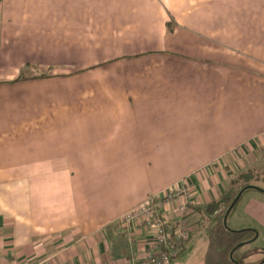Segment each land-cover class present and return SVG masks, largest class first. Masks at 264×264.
Wrapping results in <instances>:
<instances>
[{"label":"crops","instance_id":"1","mask_svg":"<svg viewBox=\"0 0 264 264\" xmlns=\"http://www.w3.org/2000/svg\"><path fill=\"white\" fill-rule=\"evenodd\" d=\"M244 172L264 174V0H0V264H113L143 245L127 211L188 177L192 221ZM240 212L235 243L259 238L264 199Z\"/></svg>","mask_w":264,"mask_h":264},{"label":"built area","instance_id":"2","mask_svg":"<svg viewBox=\"0 0 264 264\" xmlns=\"http://www.w3.org/2000/svg\"><path fill=\"white\" fill-rule=\"evenodd\" d=\"M188 177L127 211L120 225L130 237H138L139 252L113 264H171L190 239L187 215L203 202Z\"/></svg>","mask_w":264,"mask_h":264},{"label":"rangeland","instance_id":"3","mask_svg":"<svg viewBox=\"0 0 264 264\" xmlns=\"http://www.w3.org/2000/svg\"><path fill=\"white\" fill-rule=\"evenodd\" d=\"M259 176L261 177H259L260 179L256 183L258 185L254 186L262 189L264 188V174H260ZM254 179V174L251 173L244 172L234 175V177L230 179L228 188L224 191V194L221 195L222 199L212 204L210 208L204 209L199 217L187 222L192 229H195L194 238L189 243L187 250L173 258L171 264H239L238 260H241L244 257L246 258V255L248 254L251 255L258 250H261L263 253V232H260L261 236L259 238L257 237L258 239H254L253 237V241L247 246H242L238 250H236V248L232 249V247L237 244L234 241L235 237L241 233H233V231L239 232L241 230H246V225H243V222H248L251 225H254L251 220L240 212L241 209L250 198H253L254 200H263L264 198H262V196L264 197V193L262 194V192H259L258 190H248L239 204L240 207L235 208L233 213L227 219L226 224L223 219V213L229 204L230 199L238 192L240 193L244 187L253 186L251 183L254 182ZM216 210H219V212L216 213ZM234 250H236L235 254L233 253ZM262 253L259 255L264 261V253ZM124 258H129V256H123L118 259L123 260ZM245 258L243 264L248 262L254 263L255 260L258 259L254 258L252 261H248L249 258H247V260Z\"/></svg>","mask_w":264,"mask_h":264},{"label":"trees","instance_id":"4","mask_svg":"<svg viewBox=\"0 0 264 264\" xmlns=\"http://www.w3.org/2000/svg\"><path fill=\"white\" fill-rule=\"evenodd\" d=\"M245 188V187H244ZM243 188V189H244ZM246 192H248V190L246 189L243 193H242V195H241V197L239 198V200L237 201V203L232 207V209H231V211H230V213H229V215H228V218L230 217V215L233 213V211L235 210V208L237 207V205H238V203L240 202V200L242 199V197L244 196V194L246 193ZM238 194H239V192L236 194V195H234L231 199H230V202H229V204L227 205V207H226V209H225V211H224V218H225V214H226V212L228 211V209L233 205V203H234V201L236 200V198H237V196H238ZM211 207V205L209 206V208ZM223 218V219H224ZM243 231H248L247 229L246 230H242V231H239V232H243ZM234 232V231H233ZM238 232V233H239ZM245 240H239L238 242H237V244L236 245H234L233 247H232V249H235L236 247H237V245H239L240 243H243ZM247 244H244L243 246H246ZM241 248V247H240ZM239 249V248H238ZM238 249H236V250H238ZM235 250V251H236ZM235 251L233 252L234 254H235ZM239 262V261H238ZM239 264H241V263H239ZM243 264V263H242Z\"/></svg>","mask_w":264,"mask_h":264},{"label":"water","instance_id":"5","mask_svg":"<svg viewBox=\"0 0 264 264\" xmlns=\"http://www.w3.org/2000/svg\"><path fill=\"white\" fill-rule=\"evenodd\" d=\"M246 189H247V190H258L259 192L264 193V189L262 190V189H260V188H258V187H256V186H248V187H245L244 189H242V190L240 191L239 195L237 196L236 200L234 201L233 205L228 209V211H227L226 214H225V218H224V220H225V224H226V222H227L228 215H229V213H230L232 207L237 203V201H238L239 198L241 197L242 193H243ZM256 238H257V237H255L254 239H256ZM252 241H253V239H251V240H249V241H246V242H243L242 244H240L239 246H237L236 249L242 247L244 244H249V243H251ZM234 251H235V250H234Z\"/></svg>","mask_w":264,"mask_h":264},{"label":"flooded vegetation","instance_id":"6","mask_svg":"<svg viewBox=\"0 0 264 264\" xmlns=\"http://www.w3.org/2000/svg\"><path fill=\"white\" fill-rule=\"evenodd\" d=\"M252 239V238H251ZM251 239H249V240H251ZM246 241V240H245ZM244 260V259H243ZM239 261V263H241L242 262V259L241 260H238Z\"/></svg>","mask_w":264,"mask_h":264}]
</instances>
